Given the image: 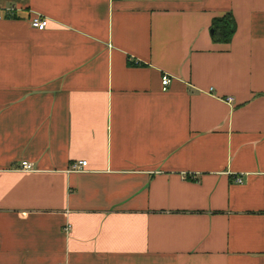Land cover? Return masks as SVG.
<instances>
[{"label":"crops","instance_id":"1","mask_svg":"<svg viewBox=\"0 0 264 264\" xmlns=\"http://www.w3.org/2000/svg\"><path fill=\"white\" fill-rule=\"evenodd\" d=\"M0 12V264H264V0Z\"/></svg>","mask_w":264,"mask_h":264},{"label":"trees","instance_id":"2","mask_svg":"<svg viewBox=\"0 0 264 264\" xmlns=\"http://www.w3.org/2000/svg\"><path fill=\"white\" fill-rule=\"evenodd\" d=\"M213 39L216 42L229 43L237 30V24L232 14L215 18L212 25Z\"/></svg>","mask_w":264,"mask_h":264},{"label":"built area","instance_id":"3","mask_svg":"<svg viewBox=\"0 0 264 264\" xmlns=\"http://www.w3.org/2000/svg\"><path fill=\"white\" fill-rule=\"evenodd\" d=\"M5 11L10 15V16H14L15 12H16V9L14 7H8V8H5ZM4 18V14L0 12V19ZM48 19L46 17H43L42 15L40 14H36L33 16V18L31 19V24L33 27L35 28H38V29H45L48 25ZM171 82V78L168 76V75H165L164 78H163V84L165 86V89L167 88V86L170 84ZM232 100V99H230ZM88 164L87 161H81L77 164H75V168L77 169H81L82 167L86 166ZM22 168L23 169H26V170H29V169H32V164L27 162V161H24L22 163ZM239 182L242 181V179L238 178L237 179Z\"/></svg>","mask_w":264,"mask_h":264}]
</instances>
